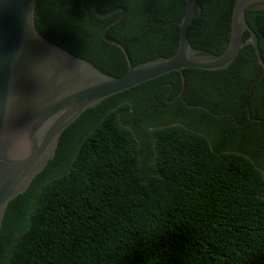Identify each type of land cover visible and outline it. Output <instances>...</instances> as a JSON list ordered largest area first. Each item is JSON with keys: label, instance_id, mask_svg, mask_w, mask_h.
I'll list each match as a JSON object with an SVG mask.
<instances>
[{"label": "trees", "instance_id": "obj_1", "mask_svg": "<svg viewBox=\"0 0 264 264\" xmlns=\"http://www.w3.org/2000/svg\"><path fill=\"white\" fill-rule=\"evenodd\" d=\"M95 1L38 0L36 27L54 45L121 76L129 69L125 56L102 38L114 17H97ZM198 3L201 14L188 38L195 49L220 54L230 36L231 0ZM117 7L126 14L107 35L127 48L134 65L176 53L185 0H101L98 10ZM247 21L264 60V10L247 11ZM192 71H185L187 88ZM227 71L226 97L212 94L228 103L236 96L238 117L253 119L237 129L238 138L260 148L259 154L226 150L185 125L159 126L149 140L148 124L162 121L164 112L189 123L204 115L222 126L228 120L167 103V96L181 92L178 72L115 95L66 129L55 159L9 204L0 264H264V78L247 98L263 75L253 46L219 73ZM185 99L192 102L186 94ZM192 103L216 114L234 109L228 103L221 110L203 100ZM136 104L145 108L129 126L120 114ZM149 111L156 116L147 119ZM137 131L144 147H153L154 165L144 158Z\"/></svg>", "mask_w": 264, "mask_h": 264}, {"label": "water", "instance_id": "obj_2", "mask_svg": "<svg viewBox=\"0 0 264 264\" xmlns=\"http://www.w3.org/2000/svg\"><path fill=\"white\" fill-rule=\"evenodd\" d=\"M198 1L185 0L176 53L134 65L127 48L107 35L125 16V8L103 14L98 10L101 0H96L93 9L97 17L109 18L119 12L103 28L102 38L122 51L129 69L121 76H112L39 33L35 21L38 0H0V232L9 204L26 194L55 159L66 129L107 99L172 72L181 76L180 97L184 98L186 70H228L251 45L263 75L252 84L249 98L264 78V60L247 11L264 10V0H231L230 36L220 54L197 50L188 38L191 24L201 14Z\"/></svg>", "mask_w": 264, "mask_h": 264}, {"label": "flooded vegetation", "instance_id": "obj_3", "mask_svg": "<svg viewBox=\"0 0 264 264\" xmlns=\"http://www.w3.org/2000/svg\"><path fill=\"white\" fill-rule=\"evenodd\" d=\"M118 15H119V12L114 14L113 15L114 19L118 17ZM189 70H193L191 73H189L190 85L186 89V92H185V94L187 95V99L189 101L199 102L203 100L205 102H208L214 110H221L223 109V106L230 104L231 106H234L233 111L232 112L230 111L228 114H216L212 109L208 107H199L197 105H194L192 102L189 103L185 99V94H184V98H181L179 94V95L174 96L173 99H170V100H169V96H167L166 102L169 104H177L175 109L177 108L180 109L181 104L186 107H190L191 109H196V110L201 109L204 112H206L208 115H212L214 118H218V117L223 118V116L228 115V120H223V119L221 120L222 124L225 126H222L220 123H217V121L213 120L212 118L204 117L205 115L202 117L195 116L196 120L194 119L192 123L197 128L203 129L205 134L208 136L214 133L213 127H216L219 130V133L217 132L216 134L218 138L219 137L226 138V135H230L232 137V140H234L230 142V145L232 143H235L237 141L239 127H241L244 124H247L248 122L249 123L253 122L252 121L253 119L249 116V120L247 121V120H241L238 117V111H239L240 104L238 103V100L235 95L231 96L230 103H228V101L222 97L223 95L225 96V93H223V91H228L231 88V82L228 80L229 79L228 76H230L229 71H227L226 73H219L220 71L211 72V71H203V70H197V69H189ZM233 82L234 84H236L235 81ZM207 83L216 85L218 87L217 93L222 94V96H220L222 99L220 97L216 98V96L213 95L212 93H207L206 97L201 98L202 96L199 94L200 88L202 85L207 84ZM234 89L236 90V88H233L232 91ZM180 100L182 101L179 103ZM161 105L162 104H158L160 108H163V106ZM150 111L146 113L148 114L147 119H152L154 116H156L154 113H150ZM133 121L135 122V120ZM231 127H234V128H231ZM235 129L237 133H235ZM224 145L225 144L223 142L220 143V147L221 146L224 147Z\"/></svg>", "mask_w": 264, "mask_h": 264}, {"label": "rangeland", "instance_id": "obj_4", "mask_svg": "<svg viewBox=\"0 0 264 264\" xmlns=\"http://www.w3.org/2000/svg\"><path fill=\"white\" fill-rule=\"evenodd\" d=\"M218 92V87L216 85H213V84H210V83H207V84H204L201 86L200 88V95L201 96H206L207 93H217ZM132 98H127V101L128 103H132ZM144 107H140L136 104L135 108L131 109L130 111L128 112H123L120 114V117L122 118V121H126L128 122L127 124H129L130 126V122L131 120L133 121L134 119H137V114L140 110L144 109ZM171 111H168V112H164L165 115H161L160 117H162V121H158V123L156 121H150L151 123L148 124L150 125V127L148 128V134L150 136L149 140L153 141V131L155 128L159 127V126H163V125H167V124H175V125H185V126H190L192 128H195L196 130L202 132L205 134V132L203 131V129L201 128H197L192 122H188L187 119H183L181 117H176V116H171L170 113ZM168 113V114H167ZM194 117V116H193ZM192 117V119H193ZM164 119V120H163ZM214 129V133H212L209 137L211 143H220V142H223L225 145H224V149L226 150H229V151H232V152H240V153H245V154H250V152L254 153L255 151L259 154L260 151V148L258 147H255L253 145H244L240 142V138L237 137V141L235 143H232L230 145V142L234 141L232 140V137L230 135H226V138H220L218 140V137H217V132L219 133V130L216 128V127H213ZM237 133V132H235ZM136 135H137V138H138V142H139V148L144 152V158L149 161L150 165H154V157L151 156V153H153V147L148 151L147 148H145V139L142 138L140 136V132H136ZM143 135V134H142ZM234 144V145H233ZM261 155V154H260ZM262 156V155H261ZM259 157L260 159H262V157ZM148 157H151L152 159L151 160H148Z\"/></svg>", "mask_w": 264, "mask_h": 264}]
</instances>
